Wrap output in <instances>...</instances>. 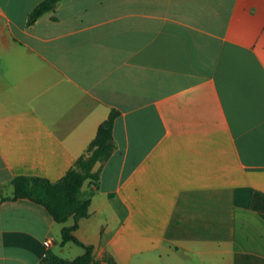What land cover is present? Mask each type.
<instances>
[{
    "label": "crops",
    "instance_id": "crops-1",
    "mask_svg": "<svg viewBox=\"0 0 264 264\" xmlns=\"http://www.w3.org/2000/svg\"><path fill=\"white\" fill-rule=\"evenodd\" d=\"M41 1L0 0V264L84 252L72 217L1 200L60 179L112 109L73 232L94 261L264 264V0H59L27 25Z\"/></svg>",
    "mask_w": 264,
    "mask_h": 264
},
{
    "label": "trees",
    "instance_id": "trees-1",
    "mask_svg": "<svg viewBox=\"0 0 264 264\" xmlns=\"http://www.w3.org/2000/svg\"><path fill=\"white\" fill-rule=\"evenodd\" d=\"M59 0H43L28 14L27 25H31L43 13L54 8ZM119 112L112 109L107 118L97 127L96 134L88 144L85 152L76 159L66 173L56 181L40 176H15L11 180L13 193L3 197L1 201L28 199L46 209L57 223L63 224L73 218L74 224L61 229V244L72 242L80 246L84 252L72 260L64 259L51 250L45 253V259L39 264H99L94 261L92 247L80 242L73 234L78 220L89 215L90 198L99 183L100 168L94 170L96 163L103 165L115 150L112 130L114 120ZM89 182L86 190L83 184ZM250 207L254 211L264 213V194L254 193ZM108 264H114L108 260Z\"/></svg>",
    "mask_w": 264,
    "mask_h": 264
},
{
    "label": "built area",
    "instance_id": "built-area-1",
    "mask_svg": "<svg viewBox=\"0 0 264 264\" xmlns=\"http://www.w3.org/2000/svg\"><path fill=\"white\" fill-rule=\"evenodd\" d=\"M45 244H46V246H49V244H51V240L50 239L46 240Z\"/></svg>",
    "mask_w": 264,
    "mask_h": 264
}]
</instances>
